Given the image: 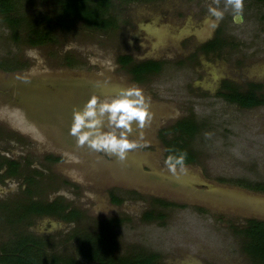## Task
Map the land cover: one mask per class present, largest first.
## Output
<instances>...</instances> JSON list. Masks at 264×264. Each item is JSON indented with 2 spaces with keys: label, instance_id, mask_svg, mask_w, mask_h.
I'll use <instances>...</instances> for the list:
<instances>
[{
  "label": "rangeland",
  "instance_id": "1",
  "mask_svg": "<svg viewBox=\"0 0 264 264\" xmlns=\"http://www.w3.org/2000/svg\"><path fill=\"white\" fill-rule=\"evenodd\" d=\"M52 3L24 0L18 8L35 26L52 27V41L41 46L14 36L0 15V64L21 67H0V246L16 232L7 218L19 215L3 205L30 192L35 201L61 199L82 216L70 224L33 220L30 232L55 254L74 257V233L121 220L114 238L119 255L142 250L158 254L161 264H255L242 250L240 231L252 219L264 222V193L249 189L264 183V108L241 109L216 92L227 78L242 91L257 79L264 86L262 4L246 0L237 15L225 0H113L114 28L99 32L81 21L60 29ZM210 7L222 10L223 19ZM217 26L234 45L219 57L192 60ZM123 56L135 63L161 57L167 65L137 83ZM133 85L149 98L152 113L130 136L138 147L124 161L77 147L69 134L73 110L93 95L110 97ZM182 119L200 127L188 147L197 158L173 173L161 134L178 137L174 126ZM5 161L18 163L16 176H6ZM148 212L165 219L148 221Z\"/></svg>",
  "mask_w": 264,
  "mask_h": 264
},
{
  "label": "trees",
  "instance_id": "2",
  "mask_svg": "<svg viewBox=\"0 0 264 264\" xmlns=\"http://www.w3.org/2000/svg\"><path fill=\"white\" fill-rule=\"evenodd\" d=\"M23 1L0 0V15L13 35L23 37L22 40L30 46H41L52 41V27L46 25L48 24L47 21H45L47 22L46 24L43 22L35 26L30 19L25 18L19 11L18 8ZM50 1L53 2V7L57 13L56 24L60 29H69L77 21H81L88 29L99 32L114 28V21L109 16L113 0ZM119 60L124 68L129 67V72L137 83L145 82L149 76L161 72V62L135 63L130 56H123ZM0 67L6 71H15L21 68L10 61L7 62V65L0 64ZM260 87V85L251 84V88L247 93H241L236 90L230 94L221 95H224L226 100L236 103L243 109L264 107V95H258L254 91L255 89H260ZM175 131H178V137L173 139H164L165 134L169 130H164L161 134L164 149L166 150V161H168L169 157L179 159L183 156V163L177 164L176 167L193 164L197 157L188 147H190V139L195 137L200 131V127L192 123L191 120H184L175 126ZM179 133H181V136ZM175 159L173 163H175ZM5 162V166L8 168L5 171L6 176H16L18 163L15 161ZM28 183L32 185V179H29ZM246 187L248 186L246 185ZM249 187L251 191L264 193V183H256ZM25 196L23 199L19 198V200L7 202L3 205L9 210V205L11 204L15 207L14 210L19 212L18 216L14 215L11 218H7V222L10 224L25 223L26 227H29L35 217H56L63 222L74 223L82 217L78 211L70 210L61 199L42 202L31 199L30 192H26ZM116 202L120 201L116 200ZM161 204L165 205V207L175 205L169 202ZM153 213H146L145 219L148 221L165 219L164 214L160 213L156 216ZM121 223V220H111L106 224L102 223L98 232L74 233L72 239L76 245L74 257L66 255V253L55 254L51 250L52 246L45 239L16 231L13 233L12 238L0 246V264H159L160 257L153 252L140 250L133 254L127 253L126 255H119L115 252V239L112 233L115 232L114 230ZM107 227L113 228L112 233H108ZM240 232L245 239L244 251L247 255L255 264H264V222L252 219L248 222L247 227ZM80 259L86 263H81Z\"/></svg>",
  "mask_w": 264,
  "mask_h": 264
},
{
  "label": "clouds",
  "instance_id": "3",
  "mask_svg": "<svg viewBox=\"0 0 264 264\" xmlns=\"http://www.w3.org/2000/svg\"><path fill=\"white\" fill-rule=\"evenodd\" d=\"M220 0H216L219 5ZM235 14L244 10V0H225ZM209 13L217 20L223 19L224 12L218 7H210ZM152 118L150 100L138 86L120 88L110 97L93 95L82 109L73 110L70 135L77 147H87L96 153L115 156L124 161L129 152L138 144L130 139L134 131L144 129ZM169 157L166 162L170 171L176 172V165L182 164L184 157Z\"/></svg>",
  "mask_w": 264,
  "mask_h": 264
},
{
  "label": "flooded vegetation",
  "instance_id": "4",
  "mask_svg": "<svg viewBox=\"0 0 264 264\" xmlns=\"http://www.w3.org/2000/svg\"><path fill=\"white\" fill-rule=\"evenodd\" d=\"M244 1H246V0H244ZM256 2L259 3V4H262V6L264 7V0H256ZM238 18H240V17H237V21H238L237 23L241 22V20H238ZM216 28L217 29L215 30V34H214L215 36L212 37V38H210V39H208L207 41H205L203 43V45L199 46L198 49H196L194 51L193 54H190V57H191L192 60L195 59V57H197L199 55H202V56H204L206 58H210V57L214 58L215 56H218L220 54V52L223 53L231 45H234V44L231 43L232 42V39H230L228 37H225L224 38V36L222 35V26H219V27L217 26ZM227 38L230 39V41ZM241 58H243V57L241 56ZM160 59H161V61L160 60H148V59H146V60L140 61L139 63L147 62V61L161 62V66H162L161 67V72H162L163 69H164V67L167 65V62H166V59H163L161 57H160ZM202 64L204 66L206 65L205 62H203ZM153 75H155V74H153ZM219 81L220 82H219V85L217 86L216 96L222 98L226 103L227 102L228 103H231V102L228 101V100H226L224 98V95H227V93L230 94V93H232L233 91H236V90H238L241 93H247L250 90V88H251V84L260 85L261 86L260 89L258 88V90L255 89L254 91L258 95H260V94H263L264 95V86H263L262 80H260V79H257V81H255V82L249 83L248 86L246 87V90L245 91H242L241 89H239L234 82H232V81L229 80V78H227L226 80L220 79ZM221 94H224V95H221ZM233 104L237 105L236 103H233ZM237 106L239 108L243 109L239 105H237ZM253 108H264V107H253ZM253 108H250V109H253ZM250 109H245V110H250ZM184 120H190V119H182V121H184ZM195 125L198 126V124H195ZM196 136H197V134L195 135V137L193 139H190V143H191V141H193L196 138ZM165 155H166V150H165V153H164V161L167 162L166 159H165ZM16 200H14V201H16ZM52 218H56V217H48V218L47 217H35L33 220L35 222V221H39V220H44V219H47L48 220V219H52ZM35 219H37V220H35ZM34 222H32V224L29 227H26V224L25 223H22V224L14 223L13 226H15V227L13 228V230L18 231V233H28V234L34 235L33 233L30 232L32 230V228L35 226L34 225ZM64 223H66V222H64ZM70 223H68V224H70ZM107 230L109 231L108 233H112L113 228L111 229V227H107ZM112 234H114L113 236L115 238V232H113ZM12 237H13V234L11 235L10 238H12ZM35 237H37V238H43V237H39V236H35ZM43 239H45V238H43ZM244 243H245V239H244V242H243V249L242 250H243L244 253H246L244 251ZM159 264H161L160 263V258H159Z\"/></svg>",
  "mask_w": 264,
  "mask_h": 264
},
{
  "label": "water",
  "instance_id": "5",
  "mask_svg": "<svg viewBox=\"0 0 264 264\" xmlns=\"http://www.w3.org/2000/svg\"><path fill=\"white\" fill-rule=\"evenodd\" d=\"M238 20H241V17H240V18H238Z\"/></svg>",
  "mask_w": 264,
  "mask_h": 264
}]
</instances>
